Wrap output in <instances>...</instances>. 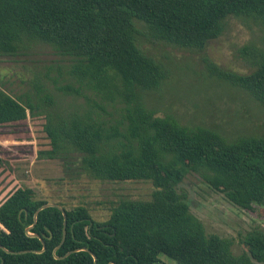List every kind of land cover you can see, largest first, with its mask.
I'll list each match as a JSON object with an SVG mask.
<instances>
[{
	"label": "trees",
	"instance_id": "trees-1",
	"mask_svg": "<svg viewBox=\"0 0 264 264\" xmlns=\"http://www.w3.org/2000/svg\"><path fill=\"white\" fill-rule=\"evenodd\" d=\"M229 16L259 23L261 47L249 52V72L216 67L214 76L264 108V0H0V56L48 44L73 59L80 81L127 104L117 125L89 111L62 114L36 82L39 100L52 104L44 124L50 148L39 154L60 158L69 168L80 165L95 179L146 180L153 186L149 199L119 200L104 220L83 205L55 202L66 215L62 242L61 211L49 206L34 218L49 201L28 186L16 187L0 202V246L24 252L0 248V264H154L159 254L177 264L264 262V228L249 231L242 240L246 250L234 254L228 238L205 231L179 187L193 174L236 206L257 212L258 205L264 214V136L228 139L210 127L183 125L172 115H156L142 95L158 88L167 70L142 49L140 34L203 49ZM36 107L0 88V125L33 118ZM71 153L79 154V164ZM27 227L43 239L44 250Z\"/></svg>",
	"mask_w": 264,
	"mask_h": 264
},
{
	"label": "rangeland",
	"instance_id": "rangeland-1",
	"mask_svg": "<svg viewBox=\"0 0 264 264\" xmlns=\"http://www.w3.org/2000/svg\"><path fill=\"white\" fill-rule=\"evenodd\" d=\"M139 25L140 33H144L145 29ZM139 37L142 49L162 62L167 70L158 88L142 92L145 105L156 115H172L179 123L190 127H210L228 139L241 135L264 136V108L242 90L216 79L213 73L216 67L239 73L252 69L249 52L261 47L259 23L250 18L229 16L220 35L203 49L179 48L147 34L145 38L143 34ZM73 64L71 57L45 43L16 55L0 56V88L13 97L38 104L33 118L28 115L19 124L0 125L3 159L0 202L16 187L28 186L39 198L64 203L67 208L83 205L93 218L104 220L119 200L149 199L153 186L146 180L95 179L80 165L69 168L60 158L39 154L40 149L50 148L44 138L47 137L44 124L47 114H52V104L39 100L36 82L44 85L54 98V108L62 114L89 111L93 117L114 125L126 114V103L119 98L110 100L80 81L72 71ZM68 156L79 164V154ZM179 187L205 231L228 238L234 254L246 250L242 240L249 231L264 228V214L258 205H254L257 212L242 209L193 174H188ZM154 264L177 263L159 254Z\"/></svg>",
	"mask_w": 264,
	"mask_h": 264
},
{
	"label": "water",
	"instance_id": "water-1",
	"mask_svg": "<svg viewBox=\"0 0 264 264\" xmlns=\"http://www.w3.org/2000/svg\"><path fill=\"white\" fill-rule=\"evenodd\" d=\"M49 206H53V207L58 208L61 211V213L63 214V236H62V240H61V242H62L63 239H64V237H65L66 215H65L64 209L60 205H58L57 203H54V202H47V203L41 205L39 208H37V210L35 212V215H34V218L36 217V214L38 213V211H40L43 208L49 207ZM28 229H29V227H27L25 229L26 233L29 234V235L38 237L41 240V243H42V249L40 251L44 250L45 249V243H44L43 239L39 235H37V234H30L29 231H28ZM0 248H2L7 253H20V252H24V251H11V250H8V249H6L4 247H1V246H0ZM94 259H95V257H94Z\"/></svg>",
	"mask_w": 264,
	"mask_h": 264
}]
</instances>
